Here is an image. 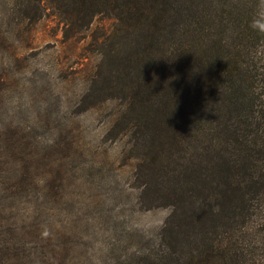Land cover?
<instances>
[{"label": "trees", "instance_id": "1", "mask_svg": "<svg viewBox=\"0 0 264 264\" xmlns=\"http://www.w3.org/2000/svg\"><path fill=\"white\" fill-rule=\"evenodd\" d=\"M259 3L0 0L4 20L53 14L66 34L99 14L116 20L95 38L101 61L84 99L122 101L109 132L132 137L141 200L173 207L158 244L123 263L264 264V34L251 27Z\"/></svg>", "mask_w": 264, "mask_h": 264}, {"label": "rangeland", "instance_id": "2", "mask_svg": "<svg viewBox=\"0 0 264 264\" xmlns=\"http://www.w3.org/2000/svg\"><path fill=\"white\" fill-rule=\"evenodd\" d=\"M7 13L0 15V264H127L158 244L173 207L141 200L132 137L109 132L122 101L84 99L101 61L95 38L116 20L99 14L85 32L66 34L53 14L31 23L4 20Z\"/></svg>", "mask_w": 264, "mask_h": 264}, {"label": "clouds", "instance_id": "3", "mask_svg": "<svg viewBox=\"0 0 264 264\" xmlns=\"http://www.w3.org/2000/svg\"><path fill=\"white\" fill-rule=\"evenodd\" d=\"M251 27L264 34V0H260L257 12V18L253 20Z\"/></svg>", "mask_w": 264, "mask_h": 264}]
</instances>
